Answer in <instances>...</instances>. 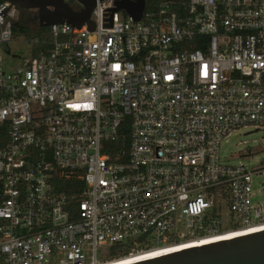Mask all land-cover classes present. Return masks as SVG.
Listing matches in <instances>:
<instances>
[{
  "label": "built area",
  "instance_id": "2783aa9c",
  "mask_svg": "<svg viewBox=\"0 0 264 264\" xmlns=\"http://www.w3.org/2000/svg\"><path fill=\"white\" fill-rule=\"evenodd\" d=\"M114 8L96 0L93 31L48 27L36 55L25 40L12 69L18 11L0 0V264H117L264 232L261 170L221 156L264 132V0H163L138 22Z\"/></svg>",
  "mask_w": 264,
  "mask_h": 264
},
{
  "label": "water",
  "instance_id": "95a60500",
  "mask_svg": "<svg viewBox=\"0 0 264 264\" xmlns=\"http://www.w3.org/2000/svg\"><path fill=\"white\" fill-rule=\"evenodd\" d=\"M2 1L10 3L17 9L18 19L14 21V25L20 24L25 9H32L37 11L40 28L61 24H68L76 29H81L85 25L89 31H93L95 28L90 17L96 0H76L82 6L80 11L74 10L63 0ZM103 1L105 0H98V2ZM145 5L146 0H114L115 8L111 13L122 11L134 22H138L142 18ZM111 26L112 15L105 20L104 28H111ZM141 264H264V232L228 242L189 249Z\"/></svg>",
  "mask_w": 264,
  "mask_h": 264
},
{
  "label": "rangeland",
  "instance_id": "374dc122",
  "mask_svg": "<svg viewBox=\"0 0 264 264\" xmlns=\"http://www.w3.org/2000/svg\"><path fill=\"white\" fill-rule=\"evenodd\" d=\"M73 8L74 1L69 2ZM74 5V6H73ZM76 9V7H74ZM28 25L33 31L38 28L37 11L32 9H25L23 11V20L21 27ZM5 50L10 52V57L4 56L5 68L19 67L24 60L30 59L32 56L31 47L25 41L24 36L15 31L12 34L11 40L6 43ZM11 56H17L18 58H12ZM254 130H241L238 133L232 134L226 143L221 146L222 161L238 165L243 164L251 171H258L259 175L254 177L255 187L259 188L264 186V132L258 131L252 133ZM252 133V134H249ZM259 202L264 204V197H259ZM222 227H226L225 223H222ZM225 229V228H224ZM104 257L99 254L98 259L101 260Z\"/></svg>",
  "mask_w": 264,
  "mask_h": 264
},
{
  "label": "bare ground",
  "instance_id": "6f19581e",
  "mask_svg": "<svg viewBox=\"0 0 264 264\" xmlns=\"http://www.w3.org/2000/svg\"><path fill=\"white\" fill-rule=\"evenodd\" d=\"M262 230L264 231V227L259 228L258 230H255L253 232H258V231H262ZM249 233H245V234H249ZM245 234H233V235H229V236H225V237H211V238H207V239H203V240H198L196 242H190V243H186L183 245H179L176 248L168 249V250H165L162 252H156L157 251L156 250V251L150 252L149 254L137 255L135 257H131L130 259L122 260V261L118 262L117 264H136V263L141 264V263H145L148 261H153L152 259L157 258L156 256H158V254L160 255L161 253H164V252L170 253V252H176V251H180V250H186L189 248L200 247V245L201 246H206V245H210V244L212 245L215 242H221L222 243L224 241L226 242L230 239H234V238L240 237V236L245 235ZM154 260H157V259H154ZM109 264H115V263H109Z\"/></svg>",
  "mask_w": 264,
  "mask_h": 264
},
{
  "label": "trees",
  "instance_id": "16d2710c",
  "mask_svg": "<svg viewBox=\"0 0 264 264\" xmlns=\"http://www.w3.org/2000/svg\"><path fill=\"white\" fill-rule=\"evenodd\" d=\"M161 1L163 0H146L145 11L148 12V11L155 9L161 3ZM68 5H70V3H68ZM22 20H23V17H22ZM22 20L20 24L14 25L12 30L13 32L19 31V33L24 36V39L27 42H31L35 38L38 39V44L37 46L34 47V53H33L34 55H36L39 50L44 49V43L50 39V36L48 33L49 28H40L38 26L36 31H33L27 24L21 27L20 25L22 23Z\"/></svg>",
  "mask_w": 264,
  "mask_h": 264
},
{
  "label": "flooded vegetation",
  "instance_id": "af4514ba",
  "mask_svg": "<svg viewBox=\"0 0 264 264\" xmlns=\"http://www.w3.org/2000/svg\"><path fill=\"white\" fill-rule=\"evenodd\" d=\"M37 18H38V15H37Z\"/></svg>",
  "mask_w": 264,
  "mask_h": 264
}]
</instances>
